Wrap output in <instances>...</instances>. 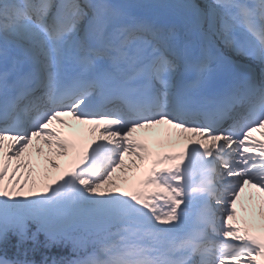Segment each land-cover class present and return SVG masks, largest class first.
<instances>
[{
	"label": "snow or ice",
	"instance_id": "snow-or-ice-1",
	"mask_svg": "<svg viewBox=\"0 0 264 264\" xmlns=\"http://www.w3.org/2000/svg\"><path fill=\"white\" fill-rule=\"evenodd\" d=\"M256 131L264 0H0V264H264Z\"/></svg>",
	"mask_w": 264,
	"mask_h": 264
},
{
	"label": "bare ground",
	"instance_id": "bare-ground-1",
	"mask_svg": "<svg viewBox=\"0 0 264 264\" xmlns=\"http://www.w3.org/2000/svg\"><path fill=\"white\" fill-rule=\"evenodd\" d=\"M34 155V154H33ZM61 161V160H60ZM61 163H65L63 160H62V162ZM119 175L118 176H120V177H122V178H124V175H125V173L124 174H122V173H118ZM243 198L242 199H244V200H247V198H245V196H243V195H241Z\"/></svg>",
	"mask_w": 264,
	"mask_h": 264
},
{
	"label": "trees",
	"instance_id": "trees-1",
	"mask_svg": "<svg viewBox=\"0 0 264 264\" xmlns=\"http://www.w3.org/2000/svg\"><path fill=\"white\" fill-rule=\"evenodd\" d=\"M36 258H39V256H37Z\"/></svg>",
	"mask_w": 264,
	"mask_h": 264
}]
</instances>
